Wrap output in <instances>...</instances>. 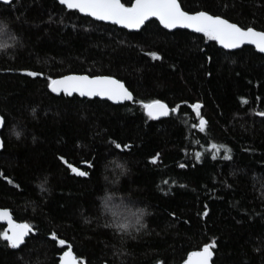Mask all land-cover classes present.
Masks as SVG:
<instances>
[{
  "label": "trees",
  "instance_id": "trees-1",
  "mask_svg": "<svg viewBox=\"0 0 264 264\" xmlns=\"http://www.w3.org/2000/svg\"><path fill=\"white\" fill-rule=\"evenodd\" d=\"M178 2L264 31V0ZM0 17L9 21L0 36L9 44L0 47V208L34 230L15 249L0 236V264H57L68 247L86 264H181L213 241L212 264H264L262 53L223 50L155 20L129 32L58 0L0 3ZM65 74L111 75L134 100L51 93L49 77ZM152 99L177 111L150 119L135 101ZM113 140L130 147L115 149ZM209 143L227 145L231 159L223 149L213 157ZM60 156L89 175L72 173ZM145 205L146 227L122 237L117 219L133 223Z\"/></svg>",
  "mask_w": 264,
  "mask_h": 264
},
{
  "label": "snow or ice",
  "instance_id": "snow-or-ice-1",
  "mask_svg": "<svg viewBox=\"0 0 264 264\" xmlns=\"http://www.w3.org/2000/svg\"><path fill=\"white\" fill-rule=\"evenodd\" d=\"M10 0H3V3L8 4ZM59 4L66 6L70 10H78L80 13H85L91 17L101 21H111L116 25H121L127 29H141V26L154 17L166 29H173L177 26L192 29L196 33H202L205 38L214 40L224 49H235L245 42L255 45V47L264 53V31H257L252 26H240L237 23L230 22L229 19L222 15H211L208 11H186L178 0H132L130 6L122 3L121 0H59ZM3 30V29H0ZM148 55L153 59H160L157 52H149ZM28 76L36 77L40 73L30 70H24ZM48 88L53 93L63 91L66 95L71 96L73 93H79L80 96L86 97H106L110 101H133V93L125 86V83L111 75H86V74H65L58 78L49 77ZM242 102H243V98ZM141 105L144 113L150 119L158 117H167L169 112L175 113V107L169 109L168 105L160 99H152L147 102L135 101ZM191 108L196 111L199 117L198 128L201 132L206 130V120L200 114L201 105L199 102L193 103ZM259 116L264 117V112H259ZM19 135V133H15ZM115 149H128L129 144H123L112 141ZM0 147H3L0 143ZM208 148L213 150V157L216 153L223 149L224 158L231 159V149L225 144L209 143ZM159 153L150 157V160L155 163L159 157ZM196 159H202L200 152L195 153ZM59 159L67 164V168L80 177H87L88 171H83L79 167L68 163L63 156ZM89 163V167H94L95 161ZM180 168L185 167L184 164L179 165ZM123 171V165H120ZM7 179V178H6ZM12 183L11 180L8 181ZM175 182V181H173ZM107 199V198H106ZM107 206V205H106ZM140 211V210H139ZM207 206H205L204 215H207ZM8 217V222L12 225L11 234L3 233L0 236L7 240L8 244L13 248H17L25 241V237L33 231V226L28 223L13 224L8 215V210H0V219ZM135 222H139V213L135 216ZM127 222L118 223L117 230L125 228ZM53 239L59 245H65L64 239H57L56 233H51ZM215 247V241L205 243L200 251H192L188 253V259L184 264H209V259L213 256L212 249ZM60 264H84V261L73 255L69 249L64 251L60 257Z\"/></svg>",
  "mask_w": 264,
  "mask_h": 264
},
{
  "label": "water",
  "instance_id": "water-1",
  "mask_svg": "<svg viewBox=\"0 0 264 264\" xmlns=\"http://www.w3.org/2000/svg\"><path fill=\"white\" fill-rule=\"evenodd\" d=\"M12 0H10V2H11ZM9 2V3H10ZM58 2H59V0H58ZM0 3H2V4H5V3H3V0H0ZM8 3V4H9ZM65 8H66V6H64ZM70 10V9H69ZM73 11H76L78 14H80V15H82V16H87V17H89V18H91V19H93V20H97L96 18H94V17H91V16H89V15H87V14H85V13H80L78 10H73ZM212 15V14H211ZM150 20H155L158 24H159V21L156 19V18H154V17H150L149 18V20L148 21H150ZM97 21H99V22H102V23H105V24H110V25H115V26H117L118 28H121V29H124V30H127V31H129V32H135V31H139L140 29H127V28H124L123 26H121V25H116V24H114L113 22H111V21H101V20H97ZM148 21H146L145 22V24L148 22ZM231 22V21H230ZM144 24V25H145ZM144 25H142L141 26V28L144 26ZM160 25V24H159ZM163 29H165V30H167V31H174V30H186V31H189V32H191V33H195V34H201V33H196L194 30H192V29H187V28H183V27H180V26H177L176 28H173V29H166V28H164L163 27V25H160ZM257 30V29H256ZM257 31H260V30H257ZM218 44V43H217ZM218 46L220 47V48H222L223 50H227V51H233V50H236V49H239V48H241V47H243V46H251V47H253L256 51H258L259 53H261L256 47H255V45H252V44H249V43H247V42H245L244 44H242V45H240L238 48H235V49H224L223 48V46L222 45H219L218 44ZM263 55H264V53H262ZM87 75V74H86ZM56 78H58V77H56ZM115 78V77H114ZM117 79V78H116ZM49 89V88H48ZM49 91L51 92V93H53L50 89H49ZM60 93H63V94H65L63 91H61V92H59V93H53V94H56V95H58V94H60ZM66 95V94H65ZM72 95H77L78 97H80V98H88V99H93V98H96V99H99V100H106V101H108V102H110L111 104H114V105H116V104H123V103H125V102H129V101H110V100H108L106 97H99V96H93V97H86V96H80L79 95V93H73ZM71 95V96H72ZM68 96V95H67ZM170 109V108H169ZM160 118H163V117H158V118H156V119H160ZM3 124H4V118L1 116V114H0V131H1V129H2V127H3ZM0 143H2V139H1V136H0ZM0 149H1V147H0ZM4 208H0V210H3ZM8 215H9V217L11 218V220H12V222H13V224H16V223H23V222H18V221H16L14 218H12V215H11V213L8 211ZM0 225H5V228H6V230H7V233L8 234H11V231H12V225H10L9 224V222H8V217H4V218H2V219H0ZM34 233V230L32 231V232H30L29 234H28V236L30 235V234H33ZM28 236H26L25 237V239L28 237ZM23 244V243H22ZM21 244V245H22ZM71 250L72 251V249L70 248V247H68L67 249H65L64 251H67V250ZM202 249V247H200L199 249H195V250H190L189 252H192V251H200ZM63 251V252H64ZM213 251V250H212ZM62 252V253H63ZM188 252V253H189ZM62 253L59 255V259H58V262H57V264H60V257H61V255H62ZM72 253H73V255L75 256V254H74V252L72 251ZM188 253L186 254V256H185V258L183 259V261H182V263L181 264H184V262H185V260H187L188 259ZM213 256H214V253H213ZM213 256L209 259V264H212V259H213ZM84 264H86L85 262H84ZM102 264H106V263H102Z\"/></svg>",
  "mask_w": 264,
  "mask_h": 264
},
{
  "label": "clouds",
  "instance_id": "clouds-1",
  "mask_svg": "<svg viewBox=\"0 0 264 264\" xmlns=\"http://www.w3.org/2000/svg\"><path fill=\"white\" fill-rule=\"evenodd\" d=\"M9 26V21L0 17V29H5ZM5 54L0 50V55ZM151 215V210L145 205L140 208L139 211V222L127 223L125 228H121L118 231L121 233L122 237L125 238H135V235L146 227V218ZM117 229V227H116Z\"/></svg>",
  "mask_w": 264,
  "mask_h": 264
},
{
  "label": "rangeland",
  "instance_id": "rangeland-1",
  "mask_svg": "<svg viewBox=\"0 0 264 264\" xmlns=\"http://www.w3.org/2000/svg\"><path fill=\"white\" fill-rule=\"evenodd\" d=\"M3 34H4L3 31L0 30V36H3ZM1 42H2V41H0V47H2V46H3V47H6V46L9 45V44H7V43H5V42H4V43H1ZM120 220H125L126 222H128L129 219H127L126 217L118 218V219H117V221H118L117 224L120 223ZM121 223H123V222H121ZM5 230H6V228H5ZM6 232H7V230H6Z\"/></svg>",
  "mask_w": 264,
  "mask_h": 264
}]
</instances>
